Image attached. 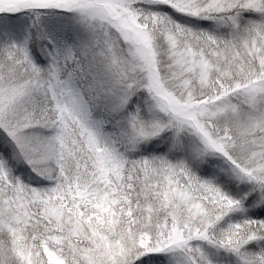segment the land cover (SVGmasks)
Masks as SVG:
<instances>
[{
  "label": "snow or ice",
  "instance_id": "1",
  "mask_svg": "<svg viewBox=\"0 0 264 264\" xmlns=\"http://www.w3.org/2000/svg\"><path fill=\"white\" fill-rule=\"evenodd\" d=\"M0 264H264V0H0Z\"/></svg>",
  "mask_w": 264,
  "mask_h": 264
}]
</instances>
